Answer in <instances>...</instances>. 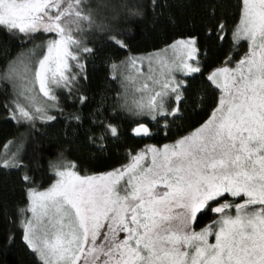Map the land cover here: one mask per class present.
<instances>
[{"label":"snow or ice","instance_id":"6c2138e0","mask_svg":"<svg viewBox=\"0 0 264 264\" xmlns=\"http://www.w3.org/2000/svg\"><path fill=\"white\" fill-rule=\"evenodd\" d=\"M87 7L86 0H0V28L27 40L54 34L35 63L20 58L7 74L41 119H55L47 109L57 105L38 103V95L55 102V88L71 93L77 80L72 62L83 69L80 52L92 51L77 35L84 23H94ZM234 38L247 40L249 51L235 67L226 63L208 75L220 96L200 127L172 144L149 145L126 166L100 175L54 163L56 181L45 191H29L32 218L23 222V239L40 264H264V0H242ZM111 40L128 47L116 35ZM168 49L174 59L156 57L163 80L148 76L159 90L143 95L150 89L145 81L129 106L157 124L163 119L164 128L168 117L179 116L185 83L168 73L173 67L184 75L201 71L196 38H179ZM147 59L151 73L153 57ZM14 111L25 121L37 118L19 102ZM107 130L119 135L116 126ZM132 134L153 135L141 122ZM209 213L215 214L211 222L197 231Z\"/></svg>","mask_w":264,"mask_h":264},{"label":"trees","instance_id":"16d2710c","mask_svg":"<svg viewBox=\"0 0 264 264\" xmlns=\"http://www.w3.org/2000/svg\"><path fill=\"white\" fill-rule=\"evenodd\" d=\"M241 7L242 0H88L94 23H84L80 39L92 51L80 52L83 69L72 62L77 80L71 93L55 88V102L43 98L44 104L57 105L47 109V115L55 117L51 121L35 113L33 121L18 118L14 109L20 101L6 77L13 62L33 48L43 46L42 56L49 35L39 33L27 40L0 28V164L9 162L8 167L0 166V264H40L24 242L22 223L28 192L53 182L54 163H75L81 175L104 174L126 166L131 155L149 145L174 143L209 119L219 91L206 75L226 61L241 59L247 51L246 42L234 38ZM113 35L128 47L116 45ZM189 37L197 40L201 71L185 78L179 116L168 117L164 128L163 119L157 124L128 114L120 106L121 79L115 65ZM81 96L86 97L83 103ZM137 122L146 124L153 135L134 136ZM108 124L117 127V137L108 132ZM213 216H202L195 229L209 224Z\"/></svg>","mask_w":264,"mask_h":264},{"label":"rangeland","instance_id":"374dc122","mask_svg":"<svg viewBox=\"0 0 264 264\" xmlns=\"http://www.w3.org/2000/svg\"><path fill=\"white\" fill-rule=\"evenodd\" d=\"M86 3L88 5V0H86ZM86 10L88 11V7H87ZM80 34L82 35V33H78L77 34L79 36V38L81 36ZM48 35H49V38H50V36H52L54 34H48ZM241 41L246 42L247 51L244 54V56H245L248 53V51H249V44H248V41L247 40H241ZM46 44H47V41L44 44L43 53L45 51ZM168 46H166V47H164V48H162V49H160L158 51H154V52H152V53H150L148 55H137L135 57L128 58L125 61H123L122 63H119V64L115 65V71L120 76V79H121L120 80L121 81L120 82V106L128 114H131L132 116L143 117V118H147L148 120H151L150 117H147V116L135 115L133 112L129 111V106H131L133 104V101L134 100H138L141 97L142 93L141 92H138L136 89L139 88L145 81H147L149 83L150 89L149 90H146L145 93H143V95L146 96L148 94V92L151 91L152 89L159 90V85L154 84L152 81L148 80V76L149 75H155L156 79L161 80V81L163 80V77L160 75V71H161L160 64H159L158 59H156V57L159 56L160 58H167L169 61H171L172 59H174V54H173V52H172L171 49H168ZM42 47L40 48V46H37L36 48H33L32 51H30L29 55L28 56H24L23 58H29V59H31L33 61V63H35L37 59H39L40 57H42V56L39 57V52L42 49ZM165 49H168V51L165 52L164 51ZM148 57H153V60H152V68H153L154 71L151 72V73L149 72V60L147 59ZM132 58H136L137 59V62L135 64V66H133L132 63H131ZM239 60L240 59L234 60L233 62L226 61L222 66H224L227 63V65L229 67H235L236 64H237V62ZM189 62L192 63V64H194V65L196 64V61H189ZM178 63L179 62L177 61V64ZM213 70H215V69H213ZM164 71L165 72H168L167 69H164ZM212 71H210L206 75V77H208V75ZM8 72H9V70H8ZM8 72H7V74H8ZM194 74H196V73H194ZM194 74H192V75H194ZM168 75H169V78H171V77L174 76L176 80H178V81H184V82H185V78L186 77L192 76V75H184L183 70H181L179 68H176V67H173L172 71L170 73H168ZM6 77H7V75H6ZM9 80L13 84V89H14L15 95H17L18 89L14 86L13 81L11 79H9ZM211 84H212V82H211ZM181 89H182V87L179 89L180 92H181ZM218 91H219V89H218ZM37 93H38V88H37ZM219 96H220V91H219ZM18 98H19L18 101H20L21 104H23L25 106H28L29 109L31 111H33V113H34V108L31 106V102L30 101L25 100V99H23L22 97H19V96H18ZM43 98L46 99L45 97H43L42 94H39L38 95V101L37 102L38 103H43L44 102V99ZM168 103H169L170 106L175 104V98H174V96L168 101ZM37 115H39V114H37ZM169 144H172V143H169ZM18 149H19V147L16 148L17 151H18ZM63 162H65V161H63ZM56 179H57V177L55 176V171H54V180H53V182L49 186H47L45 188L35 189V190H38V191H45V190H47L56 181ZM27 206H28L27 207V213L25 215V218H24L23 222L26 219L32 218V213L30 211H28V208L30 206L29 195H28V205ZM22 228H23V223H22ZM23 235H24V233H23ZM209 240H210V242H214V237H209ZM27 247H28V245H27ZM36 256L38 258V255L37 254H36Z\"/></svg>","mask_w":264,"mask_h":264},{"label":"water","instance_id":"95a60500","mask_svg":"<svg viewBox=\"0 0 264 264\" xmlns=\"http://www.w3.org/2000/svg\"><path fill=\"white\" fill-rule=\"evenodd\" d=\"M213 215H215V214H213Z\"/></svg>","mask_w":264,"mask_h":264}]
</instances>
